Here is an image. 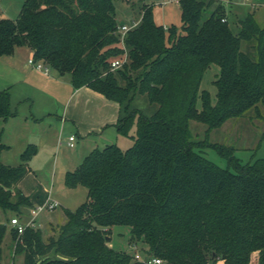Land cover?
I'll use <instances>...</instances> for the list:
<instances>
[{"label":"trees","instance_id":"trees-1","mask_svg":"<svg viewBox=\"0 0 264 264\" xmlns=\"http://www.w3.org/2000/svg\"><path fill=\"white\" fill-rule=\"evenodd\" d=\"M178 2L180 25L158 23L154 4L145 2L123 39L115 0H25L16 18L1 16L0 8V56L29 47L36 60L69 73L75 88L89 86L118 102L121 134L136 128L127 149L95 147L66 172L65 184L86 186L87 199L65 209L56 235L45 240L33 226L19 235L11 218L1 221L0 264L8 231L23 264H150L109 245L116 224L148 244L144 257L161 259L151 264H251L255 252L264 264V157L242 162L233 146L194 140L189 127L195 119L209 131L264 105V23L248 12L235 33L224 2ZM213 63L220 68L215 103L201 89ZM141 95L155 105L152 113L135 105ZM14 115L10 91L0 90V117ZM206 145L227 157V166L202 154ZM8 147L0 130V208L24 219L33 202L19 184L37 146L28 144L17 165L2 161Z\"/></svg>","mask_w":264,"mask_h":264},{"label":"rangeland","instance_id":"rangeland-1","mask_svg":"<svg viewBox=\"0 0 264 264\" xmlns=\"http://www.w3.org/2000/svg\"><path fill=\"white\" fill-rule=\"evenodd\" d=\"M24 1L0 0L1 16L16 18L19 15ZM220 1L224 2L227 7L229 23L235 33L239 30V19L244 18L248 12L255 11L258 22L260 24L264 23V0ZM145 2L154 4L155 17L158 23L166 26L173 23L181 24V9L177 0H115L118 22L122 24L130 23L131 21H140L141 7ZM210 13L211 10H207L204 17ZM242 48L251 55L255 54L251 42L243 41ZM20 53L17 56L25 59L26 56H23L24 52ZM49 68L51 76V79L48 80L49 83H44L40 75L31 69L25 71L23 67H21V73L15 70L11 76V80L13 78H22L24 77L22 72H26L27 77L31 78V81L34 83L33 86L30 87L27 85V88L30 87V92L32 93V103L30 105L32 112L39 117V120L35 121L29 115L28 119L25 118V115L29 114L28 104L19 106V112L14 115L15 117L9 118L6 122L0 117L2 139L10 145V147L4 150L2 161L12 165L21 163V153L26 149L28 143H35L37 145V152L31 161H29V166L32 167V170L20 182L21 188L34 199V206L43 204L49 191L52 192L51 195L54 200L59 203L55 209H44L37 217L39 221L41 219L46 220L44 225L38 224L37 220L35 226L42 230L45 240H48L50 236L58 233L59 227L67 218L65 214L66 208L74 210L87 199L88 189L86 186L78 185L76 187H68L65 184L66 171L73 170L92 148H103L108 144H117L122 149H127L134 143V137L132 135H135L136 129L134 126L129 135H124L117 130L116 124H109L102 130L84 132L79 128L78 123L87 124L91 112L87 113L84 109L81 110V107L76 104L75 100L70 104V108L75 113V119L77 121L74 122L71 119H67L65 128L61 129L60 116L64 115V105L70 92V86L65 83L70 78V74H61L55 68L50 66ZM219 71L220 68L217 64H211L206 70L201 82V89L210 91L212 103H215L217 100V87L214 80ZM3 82L0 80V90L3 88ZM23 85L24 83L19 84L14 91L13 102L11 104L13 111L15 110V104L17 102L15 101L16 96H18L20 90H23ZM110 101L112 105L113 103L117 105L115 101ZM135 105L148 114L152 113L155 109V105L150 104L144 95L137 97ZM197 106L198 108H202L201 98H198ZM48 108L52 110V115L46 114L48 112L47 110H49ZM101 109L103 113L105 110L108 111L109 108L103 107ZM23 112L27 113L24 115ZM189 127L192 139L194 140L205 139L211 143L233 146L236 156L242 162L264 157L263 104H260L257 109H250L243 116L232 117L220 127L213 128L209 131L205 123L195 119L190 120ZM70 134L76 137L73 147L67 145ZM198 149L207 158L223 167L227 166V157L220 154L214 147L206 145ZM26 210V217H28L31 209L27 208ZM13 216H15L14 212H3L0 208V222L9 221ZM108 233L110 235L109 245L117 249L125 250L133 255L138 254L140 257L148 254L146 253L148 250V244L146 242L140 239H131L130 226L120 224L112 225L108 229ZM3 248V260L5 264H23L24 254L15 251L10 231H8ZM257 257L258 254L255 252L251 264H258Z\"/></svg>","mask_w":264,"mask_h":264},{"label":"crops","instance_id":"crops-1","mask_svg":"<svg viewBox=\"0 0 264 264\" xmlns=\"http://www.w3.org/2000/svg\"><path fill=\"white\" fill-rule=\"evenodd\" d=\"M255 16H256V12H255ZM20 52H24V55L23 56H26L25 59L19 58L17 56V54H19ZM31 56H33V51L29 47H27V46H20V47L16 48V50H15V52L13 54L0 56V80L1 81H4L3 84H2V87L3 88L1 90L8 89L10 91V94H11V104L13 102V97H14V91H15V89L17 88V86L19 84L24 83L23 90H20L18 96H16V100L15 101H17V102L15 104V110L14 111H16V113H17V112H19L18 111L19 106H21V105L23 106L25 104H28L29 105V114H26L27 112H23L24 115L26 114L25 115V118L28 119L29 116H30L31 119H34L35 121H37V120H39V117H37L36 114H34V112H32L31 105H30L32 103L31 102L32 93L30 92V87L33 86V84H34L31 81V78L27 77L28 75L26 74V72H22V74L24 75V77H22V78L19 77L17 79L16 78H13V80H11V78H12L11 76L13 75V72L16 70V71H18V72L21 73V67H23V69H25V71L31 69L36 74L40 75L43 78L44 83H49L48 80L51 79L50 71H49L48 74H46L43 71L36 70L31 65H29L28 64V59ZM1 68H2V70H1ZM68 80L66 81L65 84L70 86V92H69V95L67 97L66 103L64 105V110H63V114L64 115L60 116V119H61V126H60V128L61 129L62 128H65L67 119H71L74 122L77 121L75 119V113L73 111H71V108H70V104L74 100H75L76 104L81 107V108L79 107L81 110L84 109L85 111H87V113L88 112H91V116L89 117V119H88L89 122L87 124L86 123H80L79 121H78L79 123L77 122L79 128L82 129L84 132H93V131L102 130L107 125H109V124H116V122L118 120V116H119V104H118V102L115 101L118 106L116 104H114V103L112 105L110 103L111 102L110 101L111 99L107 98L101 92H98V91L92 89L89 86H82V87H79V88H75L73 86V84H72L71 77ZM27 85L30 86V87L27 88ZM25 86H26V89H25ZM103 107H108L109 108L108 111L105 110L102 113V109L101 108H103ZM47 111H48L46 113L47 115H52L53 114V112H52L51 109H49ZM43 113H45V112H43ZM43 116H45V114H43ZM12 117H15V116H11L9 118H12ZM8 119H6V120L3 119V121L6 122ZM71 135L72 134H70L68 136V140H67V145L69 147H73L75 145L74 144L73 146H71L69 144V137ZM75 140H76V137H75ZM6 144L10 147V145L8 143H6ZM28 144H30V143H28ZM33 144H35V143H33ZM92 149H94V148H92ZM4 150H3V152H4ZM3 152L1 154V158L3 156ZM83 158L81 159V161L83 160ZM31 159H30V161H31ZM81 161H80V163H81ZM31 170H32V167L30 168V171L28 173H30ZM68 171H71V170H67L66 172H68ZM19 185H20V188H21V183ZM24 193L26 195H28L27 192H24ZM48 193L49 194L44 199V202L48 198L54 199L53 196L51 195L52 192L49 191ZM30 199H31L32 202H34V199L31 198V196H30ZM33 207H34V205H33ZM48 218H49V216H48ZM37 220H38V224L40 223L41 225H44L45 222H46V220H42V219L39 221V218H37ZM216 264H224V261L223 260H218L216 262Z\"/></svg>","mask_w":264,"mask_h":264},{"label":"built area","instance_id":"built-area-1","mask_svg":"<svg viewBox=\"0 0 264 264\" xmlns=\"http://www.w3.org/2000/svg\"><path fill=\"white\" fill-rule=\"evenodd\" d=\"M178 1V0H177ZM139 21H131L130 23H122L119 26L118 32L121 35V38L123 39L127 31L131 28H133L135 25L138 24ZM126 55L122 58H116L112 61V68L115 69L123 64L124 61H126ZM28 64L31 65L36 70L43 71L44 73L48 74L50 71L49 66H47L42 60H36L33 56L29 57ZM75 136L71 135L69 137V144L71 146L74 145ZM59 203L55 201L52 198H48L43 204H39L37 206L32 207L30 211V215L24 219L20 218V216H13L10 220V225L17 229L18 234L24 232L25 228L27 226H33L35 227L37 224V217L40 214L41 211L44 209L52 210L57 207ZM140 259L147 263H160L161 259L158 257H140L138 254H136Z\"/></svg>","mask_w":264,"mask_h":264}]
</instances>
